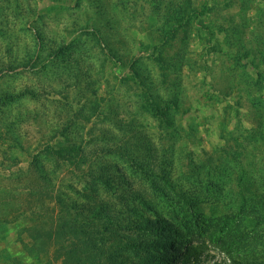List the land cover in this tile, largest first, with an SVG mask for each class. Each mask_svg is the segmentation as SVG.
<instances>
[{
	"label": "rangeland",
	"instance_id": "1",
	"mask_svg": "<svg viewBox=\"0 0 264 264\" xmlns=\"http://www.w3.org/2000/svg\"><path fill=\"white\" fill-rule=\"evenodd\" d=\"M170 1L83 0L76 7L68 0H0V221H7L0 264H61L54 197L84 201L80 193L90 184L82 171L101 167L111 186L98 182L99 197L114 204L109 215L117 228L130 214L158 215L206 250L202 264L264 263V79L256 86L251 76L247 88L234 58L245 45L264 67V0H192L216 11L193 23L189 43L169 48L175 65L163 84L155 47L166 37ZM66 45V55L50 57ZM110 46L115 61L106 54ZM129 64L157 87L163 107L177 97L173 128L145 108ZM136 135L157 150L149 174L117 153L138 154ZM65 138L87 153L81 172L45 154ZM34 163L46 166L51 186L38 182ZM219 224L222 235L244 234L247 250L214 243Z\"/></svg>",
	"mask_w": 264,
	"mask_h": 264
},
{
	"label": "trees",
	"instance_id": "2",
	"mask_svg": "<svg viewBox=\"0 0 264 264\" xmlns=\"http://www.w3.org/2000/svg\"><path fill=\"white\" fill-rule=\"evenodd\" d=\"M68 1L79 7L83 0ZM213 8L208 2L201 3L195 7L192 0H172L167 4L165 16L166 37L159 46L155 47V50L158 49V55L154 60L161 70V78L163 79L161 81L163 84L167 82L169 73L175 65L173 63L175 60L169 59V48H173L178 41L185 44L189 43L193 33V23L195 21L201 22L203 18H211V14L216 11ZM221 32L220 34H225L223 31ZM215 38V34L210 33V39L213 40ZM96 39L103 51H106L107 46H109L108 42L103 41L100 35ZM220 40L218 37V42ZM71 47L72 45H66L59 46L56 51L51 49L53 53L50 57L64 56ZM115 51L111 47L106 53L113 61H115V58L118 59ZM252 52H254L253 49H248L243 45L242 49L237 50L236 56H234L239 63L240 69L243 68L244 83L247 88L253 84L250 81L251 76L255 77L256 86H259L264 79V67L252 59L254 58L251 55ZM177 58L179 63H183L181 55L178 54V57L176 55ZM34 62L33 58H31L27 65ZM121 64L124 66L125 63L122 61ZM129 68L139 79V84L143 88L142 96L145 101V108L154 117L161 120L162 123L173 128L174 115L171 112L178 107L177 97L174 95L172 100L163 107L162 102L158 100L160 97L157 94V87L155 88L154 84L149 85L147 78L133 64H129ZM9 98L7 97V100H10ZM134 138L137 140L138 154L131 156L127 150L122 148L117 153L121 158L129 159L133 167L139 168L145 174H149V170L158 159L156 157L157 150L147 136L136 135ZM45 154L53 157L59 166L73 167L75 171L79 170V172L89 161L85 149L72 143L68 138L63 141H57L54 145H48L45 148ZM32 166L38 174V182L41 185L51 186L53 180L49 173L46 172V166L38 163H34ZM100 169L102 171L105 170L103 167ZM102 171L94 173L92 168L86 171L85 174L82 171L83 175L80 178L82 180L85 179L90 184V187H84V193H80L84 201H67L61 195L54 197L61 213L57 221L55 237L58 236V242L62 248L57 254L58 256L55 257L56 260L60 261L61 264H202L203 258H206V254H208L206 250L201 246H194L193 242L186 238L182 228L171 221L160 218L158 215L155 218L140 215L135 216L136 219L132 220V215L130 214V217L122 220L119 228H117L109 215L111 211H115L114 204H110L109 201L102 200L99 197V183L104 182L111 186L110 180ZM87 190L90 191L87 192ZM129 192L134 194L132 190H129ZM139 195H137L139 199L137 201L141 204L144 203V207H149V204ZM126 204L130 205V202L126 200ZM151 208L149 207L150 211ZM129 209L130 213L135 211L132 207ZM1 222L7 221L2 220ZM221 222L223 225L225 223L229 224L226 220H221ZM226 227V230L229 229ZM222 230L224 229L219 224L215 228L214 233H212L214 243L218 244L222 250H247L248 242L244 234L232 233L229 229L226 234L222 235ZM131 231H134L137 235ZM128 232L131 234H128ZM139 232L140 234H138ZM150 233L153 235H148ZM4 234L5 227L3 223L0 226V238L3 239ZM146 235L147 237L145 238ZM142 236L144 238H141ZM223 264L229 263L224 260ZM231 264L244 263L243 261L232 259ZM252 264L264 263L255 260Z\"/></svg>",
	"mask_w": 264,
	"mask_h": 264
}]
</instances>
